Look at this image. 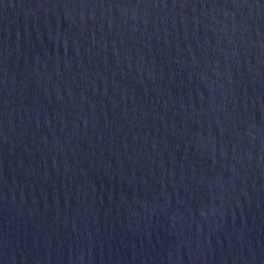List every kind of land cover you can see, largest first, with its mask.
Instances as JSON below:
<instances>
[{
	"label": "water",
	"instance_id": "obj_1",
	"mask_svg": "<svg viewBox=\"0 0 264 264\" xmlns=\"http://www.w3.org/2000/svg\"><path fill=\"white\" fill-rule=\"evenodd\" d=\"M0 264H264V0H0Z\"/></svg>",
	"mask_w": 264,
	"mask_h": 264
}]
</instances>
